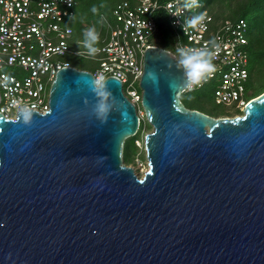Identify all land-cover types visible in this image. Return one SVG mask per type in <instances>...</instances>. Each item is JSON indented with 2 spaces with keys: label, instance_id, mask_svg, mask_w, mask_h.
Here are the masks:
<instances>
[{
  "label": "water",
  "instance_id": "water-1",
  "mask_svg": "<svg viewBox=\"0 0 264 264\" xmlns=\"http://www.w3.org/2000/svg\"><path fill=\"white\" fill-rule=\"evenodd\" d=\"M178 60L143 56L142 177L122 161L140 121L116 78L97 96L67 67L48 111L0 115V264H264V92L236 117L187 109Z\"/></svg>",
  "mask_w": 264,
  "mask_h": 264
},
{
  "label": "built area",
  "instance_id": "built-area-1",
  "mask_svg": "<svg viewBox=\"0 0 264 264\" xmlns=\"http://www.w3.org/2000/svg\"><path fill=\"white\" fill-rule=\"evenodd\" d=\"M75 0H0V115L13 119L23 109L45 113L49 89L56 74L72 67L68 58L89 59L97 67L93 78L103 74L122 84L124 96L140 108L143 56L155 45L157 26L153 16L164 12L174 31V49L206 48L214 55V72L185 92L214 82L216 105L242 112L248 72V24L243 19L216 18L199 0H134L117 3L99 15L97 51L89 55L83 45L84 28L76 36L68 22L75 16ZM188 5H191L189 7ZM205 14L202 25L188 21ZM73 68V67H72Z\"/></svg>",
  "mask_w": 264,
  "mask_h": 264
},
{
  "label": "trees",
  "instance_id": "trees-1",
  "mask_svg": "<svg viewBox=\"0 0 264 264\" xmlns=\"http://www.w3.org/2000/svg\"><path fill=\"white\" fill-rule=\"evenodd\" d=\"M75 1H76L75 10H74L75 16L73 19H71L68 22V25L72 28V30L76 36H82L81 33L84 30V28L94 27L96 29L98 27V24H99V15L100 14H105V15L109 16L110 11L107 13V12H105V10L98 11L97 9L95 11H93V9H88L87 12L79 13L77 11L78 2H77V0H75ZM122 1L133 2L134 0H122ZM122 1H120V2H122ZM199 1L201 4H203L204 8H208L209 11L218 19H220V18L243 19L247 22L249 30L251 29V34L253 37L250 38V41L248 38V46H247L248 59H249V62H248L249 79H248V83L246 85V91H247L246 92V98L249 100L256 98L259 95V91L262 89L264 90V84L260 83L259 87L256 88V85H255L256 82H254L256 79L258 80V82L264 81V70L260 71L258 73V75H257L258 78L253 77L254 73L258 69L256 67L260 66L259 64L264 62V46L260 45V39L255 40L256 37H258V36L260 37L261 35L264 34V0H249L243 6V8L240 11L236 12L237 17H229L228 15L227 16H223V15L221 16V15H218L217 13H215L213 11V7L215 4H217V1H219V0H217L216 2H212L211 0H209L210 2H206V3L202 2L201 0H199ZM97 11H98V13L96 14ZM153 20L155 21L156 26H157V31L155 33V40H154L155 45L157 47H160L162 49L170 51L179 59L180 57H179L178 53L176 52V50L174 49V31H173L172 27L169 25V22L167 21L165 15H164V12L160 11V12L155 13L153 16ZM210 83L213 84V86L215 88L214 82H210ZM187 93L188 92H184L180 96L181 103L187 109L196 110V111L202 112L208 116H212L210 114L212 112L208 111L209 112L208 113L207 111H205L201 108L191 107L186 102V94ZM231 111H235L236 113L241 114V112H239L235 109L231 110ZM139 132H140V125H139L138 132L132 138V141L130 143L124 144L122 155H124V156L126 155V152L128 150V146L130 147V145L131 146L133 145V141L136 140Z\"/></svg>",
  "mask_w": 264,
  "mask_h": 264
},
{
  "label": "rangeland",
  "instance_id": "rangeland-1",
  "mask_svg": "<svg viewBox=\"0 0 264 264\" xmlns=\"http://www.w3.org/2000/svg\"><path fill=\"white\" fill-rule=\"evenodd\" d=\"M122 0H77L79 13L87 12L88 9H97L98 11L105 10V12H109L111 8L118 2ZM202 2H210L209 0H201ZM212 2H216L217 0H211ZM249 0H219L217 4L214 5L213 11L218 15L229 16V17H237L238 11H240L243 6ZM96 12V14L98 13ZM100 14V13H99ZM251 29H248V38H252ZM256 37V36H255ZM254 37V38H255ZM260 39V45L264 46V34L260 37H256L255 40ZM256 47V46H255ZM70 65L78 70H84L87 72H92L97 67L96 63L89 59L83 58H68ZM260 66L257 71L254 73L253 77H257L260 71L264 70V62L259 64ZM258 78V77H257ZM254 82L256 88L259 87L260 83L264 84V81L258 82L256 79ZM213 89L214 86L211 83H207L201 88L195 89L186 94V102L191 107L201 108L205 111L212 112L210 113L213 118H231L242 115L240 113H236L234 110V106L226 107L223 105H216L213 100ZM263 89L259 91V95L263 93ZM258 95V96H259ZM142 110V109H141ZM208 112V113H209ZM140 121V132L138 133V137L133 141V145L128 146V150L126 155H122L123 164L131 167L135 174L138 177H142L144 172L148 169V163L145 158L144 151V137L146 134L150 133L152 128L148 124L145 119L144 112L142 111V115L139 116ZM133 138V137H132ZM132 138H128L125 140V143H130ZM124 143V144H125ZM124 148V146H123Z\"/></svg>",
  "mask_w": 264,
  "mask_h": 264
},
{
  "label": "clouds",
  "instance_id": "clouds-1",
  "mask_svg": "<svg viewBox=\"0 0 264 264\" xmlns=\"http://www.w3.org/2000/svg\"><path fill=\"white\" fill-rule=\"evenodd\" d=\"M195 3V0H192ZM191 7V5H188ZM95 11V9H93ZM205 20V14L201 13L198 16L193 17L188 21L190 27L196 28L198 25H202ZM99 39V33L94 27L88 28L84 32L83 45L87 49L89 55H93L97 49L94 47L95 43ZM177 53L179 55L178 69L183 72V82L187 87H194L201 83V81L209 74L214 72L215 66L212 62L214 53L206 48H185L178 47ZM155 74L153 71L148 72V79L154 80ZM91 91L95 92L97 96L107 97L111 93L106 91V80L103 74H99L97 78L91 79L86 82ZM108 111L106 103L101 102L98 105V113L104 114ZM22 114L25 115V119L30 117V112L27 109L22 110Z\"/></svg>",
  "mask_w": 264,
  "mask_h": 264
}]
</instances>
